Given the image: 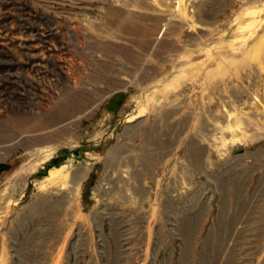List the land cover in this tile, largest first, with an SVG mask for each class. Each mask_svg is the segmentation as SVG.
Segmentation results:
<instances>
[{"label":"rangeland","instance_id":"374dc122","mask_svg":"<svg viewBox=\"0 0 264 264\" xmlns=\"http://www.w3.org/2000/svg\"><path fill=\"white\" fill-rule=\"evenodd\" d=\"M0 264H264V0H0Z\"/></svg>","mask_w":264,"mask_h":264},{"label":"bare ground","instance_id":"6f19581e","mask_svg":"<svg viewBox=\"0 0 264 264\" xmlns=\"http://www.w3.org/2000/svg\"><path fill=\"white\" fill-rule=\"evenodd\" d=\"M52 175H55V173H52L51 176H52Z\"/></svg>","mask_w":264,"mask_h":264}]
</instances>
